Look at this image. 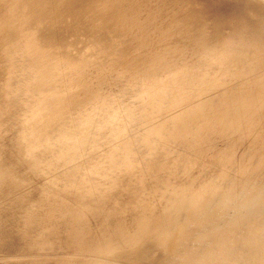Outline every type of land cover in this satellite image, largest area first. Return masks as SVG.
Instances as JSON below:
<instances>
[{"label": "rangeland", "instance_id": "obj_1", "mask_svg": "<svg viewBox=\"0 0 264 264\" xmlns=\"http://www.w3.org/2000/svg\"><path fill=\"white\" fill-rule=\"evenodd\" d=\"M98 1L0 29V264H264V0Z\"/></svg>", "mask_w": 264, "mask_h": 264}, {"label": "bare ground", "instance_id": "obj_2", "mask_svg": "<svg viewBox=\"0 0 264 264\" xmlns=\"http://www.w3.org/2000/svg\"><path fill=\"white\" fill-rule=\"evenodd\" d=\"M17 1L19 2V0H17ZM17 1L14 0L15 3ZM17 3L13 4L11 2L5 9L0 11V29L13 26V27H15V33H16V36L19 38V40L23 37L24 40L27 39V42H29L28 39L30 37H33L34 40H32L29 45L27 44V46H30V49H31L30 54H31V56L35 55L38 57L41 54L45 60L51 61V62H46V64L47 63H53V61H54L53 55L55 53V52H52L51 49L48 48V46L46 44L47 42L52 43L51 41H53L49 37L50 36L53 37V32L55 30L56 33L59 34V36L61 35V38H63L64 37V31L67 28V26L63 22L65 20H62L60 18L57 19V14H61V13L65 12L64 9L71 8V7L72 8L77 7L81 4L84 5V9L82 8L83 10L80 13L84 14L85 21L86 20H88V21L83 25V33H85L86 36L88 35L90 38H92L94 36L93 33H94L95 29L103 30V28H106L109 26V21H107V19L109 20L108 17H110V13L106 12L103 15L100 12V9L98 8V4H99L98 0L97 1L96 0H82V1H80V0H28L27 1L26 0V2H19L21 4L17 5ZM47 3L51 5L52 10H53L52 16H50L48 18H46L45 15L49 12L51 13V11L49 10V6ZM55 3L57 4L56 9H55ZM70 4H71V7H69ZM113 6H114V4L112 5V7ZM110 9H111V7H110ZM21 12H22V20L20 21L19 24H17L16 16ZM74 19L76 20V18H74ZM92 19H94V20H92ZM44 21H46L50 25V31L48 32V34H41V32L39 31V28L36 31V34L34 32H32L31 26L29 27V24L34 22V23H38V25H40ZM52 22H53L54 27H52ZM67 22H68V20H67ZM81 22L83 23L84 21H81ZM82 23H81V25H82ZM81 25H78L79 28ZM35 27H36V25H35ZM34 30H35V28H34ZM81 33H82V31H81ZM1 36H2V33L0 32V37ZM65 39H68V38H65ZM87 40H88V38H87ZM32 44L36 48L35 50H32V48H31ZM27 46L25 47L24 44L22 42H20L19 45L14 47V48H5V49L7 51H13L14 50V51H16V54H18L21 51L28 50ZM39 46H41L40 54H39V51L37 50V48ZM54 56H56V55H54ZM34 60L35 59H33V61ZM46 68H49V66L43 65V67L41 68V71H43V69H46Z\"/></svg>", "mask_w": 264, "mask_h": 264}, {"label": "clouds", "instance_id": "obj_3", "mask_svg": "<svg viewBox=\"0 0 264 264\" xmlns=\"http://www.w3.org/2000/svg\"><path fill=\"white\" fill-rule=\"evenodd\" d=\"M257 203L256 196L249 190L241 189L237 192L229 193L223 201V207L229 208L237 214L251 212Z\"/></svg>", "mask_w": 264, "mask_h": 264}]
</instances>
